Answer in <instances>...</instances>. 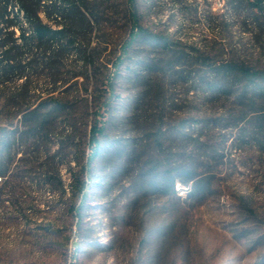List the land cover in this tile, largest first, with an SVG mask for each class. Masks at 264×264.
<instances>
[{
	"label": "rangeland",
	"instance_id": "rangeland-1",
	"mask_svg": "<svg viewBox=\"0 0 264 264\" xmlns=\"http://www.w3.org/2000/svg\"><path fill=\"white\" fill-rule=\"evenodd\" d=\"M87 2L100 61L90 80L73 77L80 63L65 67L55 95L72 107L25 125L0 92V264H264V95L239 97L203 64L167 67L148 43L110 91L128 0ZM246 3L139 0L142 22L193 60L200 48L264 70V18ZM97 114L104 133L87 169Z\"/></svg>",
	"mask_w": 264,
	"mask_h": 264
},
{
	"label": "trees",
	"instance_id": "trees-1",
	"mask_svg": "<svg viewBox=\"0 0 264 264\" xmlns=\"http://www.w3.org/2000/svg\"><path fill=\"white\" fill-rule=\"evenodd\" d=\"M232 1L239 5L246 1L247 10L255 11L258 20L264 18L263 0ZM128 10L130 32L122 43L120 54L110 62L113 75L107 80L110 91L114 88L115 74L120 73L127 60L134 56L132 50L137 44L148 43L166 51L167 67L203 64L204 73L212 71L222 79L231 80L230 89L237 88L235 91L239 97L248 98L253 103L264 95L263 69L237 57L212 56L210 50L202 51L200 48L196 50L200 60H193L189 54L174 49L173 42L167 36L159 35L142 22L139 0H128ZM95 18L87 0H0V92L9 91L7 95L12 99L7 104L23 111V124H48L49 117L54 113L72 107L61 96L55 95L58 82L64 81V75H70L65 67H76L80 63L82 71L75 72L73 77L82 76L86 80H90L92 71H97L100 56L96 55L95 48L98 43L93 46L91 39ZM141 65L143 69L154 70L158 61L142 62ZM186 70L191 72L188 68L182 69L183 72ZM20 79L23 82L18 84ZM32 80L37 84H31ZM42 80L45 82L38 83ZM206 84L212 91H218L223 86L209 81ZM31 90L44 94L39 101L31 102L28 100L32 96ZM41 110L46 111L45 117L39 114L32 116V119L27 118ZM98 117L97 114L91 124L87 169L100 154L104 124ZM6 172V169H2L1 180ZM9 184L10 181H4L5 186ZM86 185L82 180L79 187L82 199Z\"/></svg>",
	"mask_w": 264,
	"mask_h": 264
},
{
	"label": "built area",
	"instance_id": "built-area-1",
	"mask_svg": "<svg viewBox=\"0 0 264 264\" xmlns=\"http://www.w3.org/2000/svg\"><path fill=\"white\" fill-rule=\"evenodd\" d=\"M0 181H1V177H0Z\"/></svg>",
	"mask_w": 264,
	"mask_h": 264
}]
</instances>
